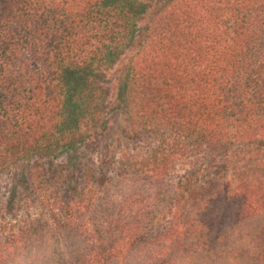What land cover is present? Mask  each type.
I'll return each instance as SVG.
<instances>
[{"label": "trees", "instance_id": "obj_1", "mask_svg": "<svg viewBox=\"0 0 264 264\" xmlns=\"http://www.w3.org/2000/svg\"><path fill=\"white\" fill-rule=\"evenodd\" d=\"M262 153L264 0H0V264H264Z\"/></svg>", "mask_w": 264, "mask_h": 264}, {"label": "rangeland", "instance_id": "obj_2", "mask_svg": "<svg viewBox=\"0 0 264 264\" xmlns=\"http://www.w3.org/2000/svg\"><path fill=\"white\" fill-rule=\"evenodd\" d=\"M115 71L117 69L113 70L111 73L108 74V80L113 81L115 78ZM121 124V123H119ZM120 126V125H119ZM150 142L148 144L145 142L138 144V146L141 148V152H147L151 145ZM123 146H126L127 150H130L131 148L135 149V146L128 141H125L123 143ZM136 152V151H135ZM67 159L63 158L61 161L57 162V164H63L66 165ZM70 165V164H69ZM230 175L235 180H241V179H257L259 177L264 178V153L262 154H255V156H243L242 162L237 164V161L234 163L233 167L230 169ZM57 189L59 190H65V187L63 184L56 185ZM20 193H23V190L20 191ZM14 194V186L12 184L11 178H2L0 179V200L6 203L8 206L7 212L9 213L8 219L11 220L14 223H17L19 226H22L21 223L25 222L30 228H35L42 226L46 224L49 221V215L46 213V211L39 208L38 204L33 206V209H26L25 205L21 206L19 208L18 205L16 209L12 210L13 207L9 206V202ZM104 195V192H100V196L102 197ZM20 204V203H19ZM19 208V209H18ZM21 228V227H20Z\"/></svg>", "mask_w": 264, "mask_h": 264}]
</instances>
